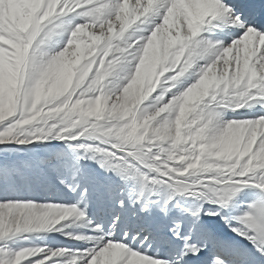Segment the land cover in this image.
Wrapping results in <instances>:
<instances>
[{"label": "snow or ice", "instance_id": "obj_1", "mask_svg": "<svg viewBox=\"0 0 264 264\" xmlns=\"http://www.w3.org/2000/svg\"><path fill=\"white\" fill-rule=\"evenodd\" d=\"M0 264H264V0H0Z\"/></svg>", "mask_w": 264, "mask_h": 264}]
</instances>
